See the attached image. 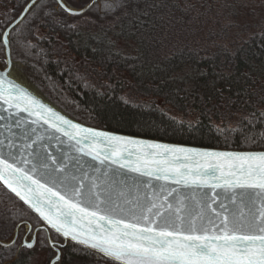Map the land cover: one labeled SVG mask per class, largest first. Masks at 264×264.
I'll return each mask as SVG.
<instances>
[{"label": "trees", "instance_id": "16d2710c", "mask_svg": "<svg viewBox=\"0 0 264 264\" xmlns=\"http://www.w3.org/2000/svg\"><path fill=\"white\" fill-rule=\"evenodd\" d=\"M28 1L0 0L3 64L2 33ZM244 1L100 0L73 16L56 0H42L12 31L11 54L20 70L23 62L35 68L51 103L88 125L197 146L264 149V19L239 20L240 8L252 13L260 6ZM221 10L237 19L224 24L216 17ZM24 215L0 183V231L13 234ZM15 256L16 248L0 247V264H43L34 251Z\"/></svg>", "mask_w": 264, "mask_h": 264}, {"label": "snow or ice", "instance_id": "6c2138e0", "mask_svg": "<svg viewBox=\"0 0 264 264\" xmlns=\"http://www.w3.org/2000/svg\"><path fill=\"white\" fill-rule=\"evenodd\" d=\"M10 75L0 70V100L29 115L33 108L39 109L38 119L77 140V152L149 181L211 189L212 202L219 201L223 210L212 208L208 192H201L196 200L199 211L193 212L185 203L189 196L177 193L173 203L168 197L175 189L167 191L163 185L157 189L150 182L146 187L153 189L152 195L125 197L120 203L109 189L101 191L96 179L86 186L52 153L36 154L32 161L22 159L20 163L31 165L28 168L19 167L15 156L10 162L0 155V181L58 235L71 237L113 264H264V153L202 151L85 129L32 99L8 79ZM100 142L108 145L103 153L96 148ZM222 195L235 209L223 203Z\"/></svg>", "mask_w": 264, "mask_h": 264}, {"label": "water", "instance_id": "95a60500", "mask_svg": "<svg viewBox=\"0 0 264 264\" xmlns=\"http://www.w3.org/2000/svg\"><path fill=\"white\" fill-rule=\"evenodd\" d=\"M39 1L40 0H35L33 6ZM57 2L67 13L76 16V15L85 14L94 5L99 3L100 0H90L85 6L81 8H71L63 0L62 2L61 0H57ZM32 3L33 0H30L23 9V11L21 12V14L18 16V18L14 20L4 31L3 43L5 45L7 66L5 68L0 67V70H2L5 73H10L13 65L10 42H9L10 32L27 16V14L30 12L33 6L27 11H25V9L29 4ZM65 5L67 6V8L72 9L73 12L70 13L69 11H67ZM5 41H7V43H5ZM8 79L14 81L15 84L19 85L23 90H25L26 93L32 99H35L40 104H43L45 108L51 109V111L54 112L57 116H62L64 119L69 120L73 124L79 125L85 129H92L94 131L104 132L110 135L131 138L136 141L167 144L177 147L199 149L202 151L264 153V149L239 150V149H228V148H220V147L197 146V145L137 136L132 134H126V133H121L117 131L91 126L71 117L66 112L58 108L50 101L44 99L42 96L38 95L34 91H32L29 87H27L25 84L18 81L11 75L8 77ZM4 87L8 88L9 85L5 83ZM32 111L33 114L29 115L28 112L19 111L18 108L15 107L9 108L6 103L0 100V155L8 159L10 162H12L11 158L15 156L16 157L15 162L19 167L28 168L31 166L30 164L20 163L22 159H27L28 161H32L36 154L44 155L46 153H52L58 160H62L65 163L66 171L71 172L77 177L83 179L86 186H90L91 181L93 179H96L97 183L101 185V191H103L104 189H109L111 191L112 197L116 199L117 202L123 203L125 197L129 200H134L137 196L142 198H147L148 196L152 195L153 189L146 187V184L150 182L157 189L159 188L160 185H163L167 191H172L175 189L176 192H173V195L168 197V199L173 203H175V196L177 195V193H181L183 195L189 196L190 199L185 201V203L187 204L189 209L193 210V212L199 211V208L197 207L196 204V200L199 199V194L201 192H208L209 194L208 203L212 204V208L223 211L219 207V201H217L216 203L212 202L211 189L183 188L181 185L173 184L171 182H165L164 180H156L154 178H152L149 181L148 177H141L135 173H129L126 169H120L118 165L109 164L107 162H105L104 165H101L99 161L93 160L91 156H84L81 153L77 152L76 149L80 145L77 144L76 139L70 140L67 136L63 135L62 132H57L55 128H50L47 124H45L42 119H38L36 113L40 111L39 109L33 108ZM60 127L63 128L64 126L60 125ZM68 130L75 132V130L72 129H68ZM85 147H87V145H85ZM96 148L100 150L101 153H103V151L108 148V145L104 142H100L99 144L96 145ZM131 159L134 161L135 156H132ZM178 163H183V161H179ZM105 172H107L108 174L104 175ZM57 175H62V173H58ZM37 176H39V174H37ZM0 183L5 188H7L8 191L12 193L18 200H20L19 197H17L13 192H11V190L2 181H0ZM120 192H123L125 196H120L119 195ZM166 194H167L166 192L161 193V200L158 202H162L163 196ZM221 199H223V195L221 196ZM21 202L25 204L23 201ZM223 203L228 205L230 209H235L236 207L235 205H232L227 199H223ZM26 206L29 209H31L28 205ZM31 210L43 221V224L35 229V235L39 229L45 228L48 232L50 243L53 245L55 242L51 239L50 233L51 230L53 232H55V230L52 229L51 226L48 225L47 222L43 220V218L39 215V213H37L33 209ZM204 210L209 215L212 214L211 211L206 207ZM60 236L65 240L64 244L59 243L60 247L65 246L68 241L80 245L76 241H73L71 237L65 238L62 235ZM14 242L15 241H12L8 244H14ZM0 243L3 245L7 244L2 241H0ZM30 243L32 244L31 248H34L36 244V236H34L32 242ZM27 245L28 244H26V246ZM81 246L84 248H88L83 245ZM57 251L58 254L51 260L50 264H56L57 262L60 261L61 250L58 249ZM57 257H59V259H57Z\"/></svg>", "mask_w": 264, "mask_h": 264}, {"label": "flooded vegetation", "instance_id": "af4514ba", "mask_svg": "<svg viewBox=\"0 0 264 264\" xmlns=\"http://www.w3.org/2000/svg\"><path fill=\"white\" fill-rule=\"evenodd\" d=\"M40 1H42V0H40ZM28 2L26 3V5L28 4ZM38 3H36L32 7V9ZM58 5H59V3H58ZM25 6L23 7V9L25 8ZM23 9L20 11V13L17 15V17L14 20H16L18 18V16L21 14ZM28 14H27V16H28ZM25 18L15 28H17L25 20ZM13 21H11L9 23V25ZM6 28L4 29V31L6 30ZM15 28H13L11 30L10 35H11L12 31ZM4 31L2 33V40H3ZM10 35H9V42H10ZM4 47H5V45H4ZM4 60H5V64H3L2 61H0V67H2V68H5L7 66L6 58ZM10 73H11L12 77H14L18 81L22 82L23 84H25V82L15 72L14 63L12 65ZM25 85L27 87H29L27 84H25ZM21 206H23V210H24V214L25 215H24V218H22V220L20 221V223L16 226L15 231L13 232V234L9 233L10 234L9 235L7 233H3V232L0 231V241L5 242L7 244L12 242V241H15L14 244H8V245L7 244L3 245V244L0 243V247L1 248H12V247L16 248V256L14 257V259L19 258L20 253L23 250H30V251H34L35 253L39 254V257L42 260L43 264H50V259L53 256V255L50 256L51 255V250H53L54 252H56L58 254L57 250L60 249L61 250V259L56 264H69V260L67 259V255L68 254L71 257V259L72 258L73 259H84L85 261L87 260L90 264H113V262L111 260L105 258L102 254H100L98 252H94L91 249L84 248L81 245H78V244H76L74 242H71V241H68L65 246L60 247L59 243L60 244H64L65 240L60 235H58L57 233L52 235V230H51L50 234H51V239L55 242L53 245L50 243L49 235H48V232H47V230L45 228L39 229L37 231L36 235H35V229L37 227H40L43 224V221L31 209H29L22 202H21ZM34 236H36V244H35L34 248H28L26 246V244H29L30 242H32ZM7 262H13V260L10 259V260L6 261V263Z\"/></svg>", "mask_w": 264, "mask_h": 264}, {"label": "rangeland", "instance_id": "374dc122", "mask_svg": "<svg viewBox=\"0 0 264 264\" xmlns=\"http://www.w3.org/2000/svg\"><path fill=\"white\" fill-rule=\"evenodd\" d=\"M63 1L71 8H81V7L85 6L90 0H79V2H74V1L72 2L69 0H63ZM262 1L263 2H261V0H246V1H244L248 5L250 3L252 5V7H254V4H260V6L256 7V9L252 8L254 10V11H252V13H251V11L249 12L250 7L245 8V10H244V8H240L239 12L241 14H240L239 20H245L247 18H252V17L254 19H259V17L264 19V0H262ZM216 17L226 25H227L226 21L229 23H232V19H237L235 17H232V11L231 10H226V11L221 10L219 12V14L218 13L216 14ZM229 28L230 29L232 28L231 24L229 25ZM4 57L6 58V53H5ZM12 60L14 63V70L17 69L19 71L17 75L25 82V84H27L29 86V88L36 91L44 99L51 101V100H49V96L47 95V92L44 91L42 88H40V86L38 85V81H40L39 80L40 76L38 75L37 72H36L37 74H35V72H34L35 68L28 65L27 63L23 62L24 64L22 67V70H23L22 71V70H20V63H18V61L14 60L13 57H12ZM56 255H57V253L54 252L53 250H51L50 256H52V257L50 259V263H51V260Z\"/></svg>", "mask_w": 264, "mask_h": 264}]
</instances>
